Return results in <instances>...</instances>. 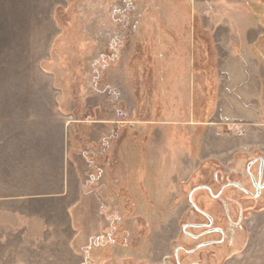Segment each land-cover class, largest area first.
I'll use <instances>...</instances> for the list:
<instances>
[{
    "label": "rangeland",
    "instance_id": "rangeland-1",
    "mask_svg": "<svg viewBox=\"0 0 264 264\" xmlns=\"http://www.w3.org/2000/svg\"><path fill=\"white\" fill-rule=\"evenodd\" d=\"M262 69L264 0H0V264H163L200 211L182 264H264V190L211 199L264 159Z\"/></svg>",
    "mask_w": 264,
    "mask_h": 264
},
{
    "label": "flooded vegetation",
    "instance_id": "flooded-vegetation-1",
    "mask_svg": "<svg viewBox=\"0 0 264 264\" xmlns=\"http://www.w3.org/2000/svg\"><path fill=\"white\" fill-rule=\"evenodd\" d=\"M235 160L231 158L227 161L226 167L232 168L229 162H234ZM236 163V161H235ZM251 167H255L252 169ZM234 171H231V174ZM223 173V172H222ZM236 173V172H234ZM234 173L232 175H234ZM242 181H229L221 184L216 193L212 194L211 199H215V201L219 202V204L223 207V215H221L222 219L227 223L232 220L230 216V211L228 208L227 202L232 205H236L238 209L237 219H242L243 207L241 203L238 201L239 196L237 192L246 195V199L249 196L254 199L257 198L260 193L264 190V159L261 157H256L250 161L245 166L244 174L241 176ZM237 184V185H236ZM229 187H233L236 189V192L233 194L225 193L226 189ZM204 190H208L207 186L199 187ZM254 190V191H252ZM226 199V201L224 200ZM245 200V199H244ZM216 210V209H215ZM197 211V210H196ZM198 212V211H197ZM201 220L197 222H191L181 227V232L189 239V241H197L195 245L187 248V244L181 245L175 248L173 252V256L164 257L163 264H182V257L179 256V251L184 252V255H188L189 252L198 251L205 247L210 246H221L225 241V231L222 225L217 224L216 217L218 213L211 215L210 211H200L198 212ZM220 217V218H221ZM237 221V220H236ZM187 228L197 229V233H192L187 231ZM214 234L217 238H210L209 235ZM189 264H201L198 261H191Z\"/></svg>",
    "mask_w": 264,
    "mask_h": 264
},
{
    "label": "crops",
    "instance_id": "crops-1",
    "mask_svg": "<svg viewBox=\"0 0 264 264\" xmlns=\"http://www.w3.org/2000/svg\"><path fill=\"white\" fill-rule=\"evenodd\" d=\"M221 67V65H220ZM228 70V69H227ZM226 69H223V68H220V71H223L225 74H226V78L224 79V84L221 85V87L219 88V92H218V111L217 113H222L225 115V122L229 121L230 122H235L233 120V116H232V113L236 110L237 108V104H238V92H237V86L232 83H227V77L229 75L228 74V71ZM264 71V69H262ZM231 70H229L230 72ZM245 72H247V66H246V69H245ZM247 81V80H246ZM248 90V88H246ZM246 93H249L246 91ZM248 97V96H247ZM245 105L246 104V99L244 101ZM226 105V106H225ZM236 106V107H235ZM228 109V110H227ZM224 111V112H223ZM15 171V170H14ZM14 171L13 170H7L6 171V174L9 173V177L13 178L14 177ZM7 176V177H8ZM40 177H43V174H39L37 178H40ZM12 183V182H9V184ZM23 197L22 196H14V195H11V194H8V193H5L4 195L0 196V204L2 206H5L6 209H13L14 208V205L16 204H21L22 203V200H19V201H14V202H8V201H12V199H22ZM41 207H44L46 208H51L53 205L51 203H43V204H40ZM55 208V207H54Z\"/></svg>",
    "mask_w": 264,
    "mask_h": 264
},
{
    "label": "water",
    "instance_id": "water-1",
    "mask_svg": "<svg viewBox=\"0 0 264 264\" xmlns=\"http://www.w3.org/2000/svg\"><path fill=\"white\" fill-rule=\"evenodd\" d=\"M237 185V184H236Z\"/></svg>",
    "mask_w": 264,
    "mask_h": 264
}]
</instances>
